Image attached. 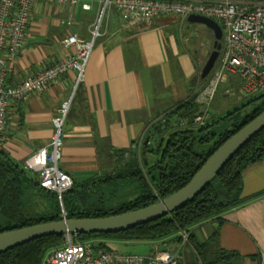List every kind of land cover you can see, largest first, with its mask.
I'll use <instances>...</instances> for the list:
<instances>
[{"label":"crops","instance_id":"crops-1","mask_svg":"<svg viewBox=\"0 0 264 264\" xmlns=\"http://www.w3.org/2000/svg\"><path fill=\"white\" fill-rule=\"evenodd\" d=\"M91 1V10L81 4L34 3L24 45L8 63V83L35 75L71 54L73 48L62 43L69 34L90 38L99 10ZM112 9L81 81L70 69L40 92L10 104L0 147L16 162L26 167L30 157L50 148L53 118L69 101L60 167L75 182L105 175L117 168L116 149L140 145L158 118L193 94L200 95L208 80L201 85L199 62L182 37L166 32L164 16L148 26L123 29L121 16ZM82 15L86 24L80 23ZM68 19L72 24H66ZM243 182L245 197L263 193L223 214L220 244L237 250L240 264H264V159L245 171ZM217 224L209 219L192 230L205 240Z\"/></svg>","mask_w":264,"mask_h":264},{"label":"trees","instance_id":"trees-1","mask_svg":"<svg viewBox=\"0 0 264 264\" xmlns=\"http://www.w3.org/2000/svg\"><path fill=\"white\" fill-rule=\"evenodd\" d=\"M201 71V68H200ZM200 78L201 85L208 80ZM239 84L240 80L238 78ZM198 93L180 102L151 125L140 145L116 149L117 168L73 182L58 194L41 186L37 172L16 162L0 147V232L63 218L102 217L149 206L184 187L207 159L233 134L264 111V93L219 118L195 122L203 110ZM264 159V128L220 170L209 185L181 208L156 220L118 232L76 233L94 247L117 249L110 242H171L189 248L185 264H240L237 250L220 244L223 214L263 192L245 197L243 175ZM209 219L218 224L200 240L192 228ZM184 232V233H183ZM65 234L44 235L0 253V264H45L48 251ZM188 252V251H186Z\"/></svg>","mask_w":264,"mask_h":264},{"label":"built area","instance_id":"built-area-1","mask_svg":"<svg viewBox=\"0 0 264 264\" xmlns=\"http://www.w3.org/2000/svg\"><path fill=\"white\" fill-rule=\"evenodd\" d=\"M81 4L85 10L93 8L91 0H0V138L8 122V108L13 101L32 92H40L52 81L70 69L78 72V81L84 70L96 38L102 34L106 13L115 8L122 18V28L151 25L155 18L176 14L188 17L201 14L220 20L224 27V42L219 57L198 101L203 110L195 122L204 124L211 115L210 106L218 86L227 72L240 80L244 94L264 93V0H100L96 20L90 29V38L71 33L63 39V46L73 52L35 75L15 84L8 83V63L23 47L34 3ZM66 24H72L68 19ZM70 102L65 101L53 118L55 128L50 148H43L26 162V168L37 172L41 186L56 192L62 201L65 191L73 185L72 177L60 167L63 146V127ZM61 246L48 251L45 264H185L181 249L188 239L177 245V250L156 242L151 253H132L118 249L94 247L90 241L66 233ZM168 245V244H167Z\"/></svg>","mask_w":264,"mask_h":264},{"label":"water","instance_id":"water-1","mask_svg":"<svg viewBox=\"0 0 264 264\" xmlns=\"http://www.w3.org/2000/svg\"><path fill=\"white\" fill-rule=\"evenodd\" d=\"M188 19L206 23L215 30L214 49L201 69V78H206L219 57L223 45V29L217 20L201 14H191ZM263 128L264 111L227 139L184 187L149 206L114 215L63 218L2 231L0 232V253L44 235L118 232L169 214L200 194L225 164ZM161 249L167 250L168 245L163 244Z\"/></svg>","mask_w":264,"mask_h":264},{"label":"rangeland","instance_id":"rangeland-1","mask_svg":"<svg viewBox=\"0 0 264 264\" xmlns=\"http://www.w3.org/2000/svg\"><path fill=\"white\" fill-rule=\"evenodd\" d=\"M94 2V10L96 11L100 0H94ZM94 10L91 11V13H94ZM112 13L113 9L112 11L110 10L109 12H107L106 16H110ZM90 20H92V17H90ZM161 20L162 22H166V20L168 21V23H166L167 28L164 27V29H166V32L174 33L178 38L182 37V40H184L185 43L184 45H186V47L191 50L193 56L197 59V61L199 62V66L202 69L203 65L214 49V43L216 40L215 30L208 24L203 22L191 21L189 19L181 21L179 15L176 14L164 16ZM87 21L88 20L86 19V17L82 15L80 23L86 24ZM217 22L221 25L223 32H225L220 20L217 19ZM259 93L260 92H257L252 95L244 94L240 87L238 76L234 73L227 72L226 74H224L218 86L216 96L211 103L213 116L219 118L228 111L241 106L251 98L259 95ZM110 245L114 246L118 250L144 254L151 253L153 247V244L151 242L129 244L126 242L115 241L110 242ZM170 248L172 250H177L179 246H177V244H175L174 242H171ZM186 251H188L189 253V248L185 247L184 255L182 253V259L186 258Z\"/></svg>","mask_w":264,"mask_h":264},{"label":"flooded vegetation","instance_id":"flooded-vegetation-1","mask_svg":"<svg viewBox=\"0 0 264 264\" xmlns=\"http://www.w3.org/2000/svg\"><path fill=\"white\" fill-rule=\"evenodd\" d=\"M222 42H224V33H223V38H222Z\"/></svg>","mask_w":264,"mask_h":264}]
</instances>
